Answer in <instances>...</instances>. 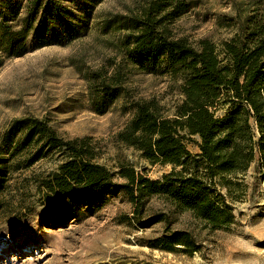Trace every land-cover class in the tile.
<instances>
[{
	"label": "trees",
	"instance_id": "trees-1",
	"mask_svg": "<svg viewBox=\"0 0 264 264\" xmlns=\"http://www.w3.org/2000/svg\"><path fill=\"white\" fill-rule=\"evenodd\" d=\"M98 1L0 0V54L20 57L30 47L71 43L83 29L80 18ZM188 7L186 0H147L134 13L106 19L103 34L111 30L119 34L110 44L120 61L110 60L111 71L100 67L83 75L89 108L95 114L107 112L125 96L128 65L144 74H169L181 80L182 99L171 109L154 100H132L133 117L117 135L120 144L150 165H171L172 170L156 181L126 165L112 172L95 161L89 139H66L46 120L17 118L0 135V214L5 212L3 193L10 177L56 155L60 161L56 170L33 178L39 205L61 208L79 199L98 205L123 192L143 229L166 221L163 213L141 221L144 204L152 197L175 212L191 213L213 229L231 224L232 210L216 185L229 191L226 177L244 174L254 163L264 182V22L247 19L217 52L209 41L192 47L171 34L169 26ZM221 101L228 109L217 117ZM193 136L199 138L197 154L187 148ZM25 210L19 207L15 222ZM194 244L186 232L166 231L155 247L172 251L179 246L194 252Z\"/></svg>",
	"mask_w": 264,
	"mask_h": 264
},
{
	"label": "rangeland",
	"instance_id": "rangeland-1",
	"mask_svg": "<svg viewBox=\"0 0 264 264\" xmlns=\"http://www.w3.org/2000/svg\"><path fill=\"white\" fill-rule=\"evenodd\" d=\"M146 1L99 0L80 18L83 29L71 43L30 47L20 57L0 54V135L14 119H43L63 138L89 139L95 161L112 172L126 165L152 181L169 173L171 165H150L138 152L120 144L117 135L133 117L132 100H154L171 109L182 99L181 80L169 74H144L128 65L125 96L107 112L95 114L89 108L83 78L86 72L108 68L111 59L120 61L110 44L117 42L119 34L112 30L103 34L102 23L115 15L134 13ZM186 1L189 7L169 29L174 38L185 39L192 47L206 40L220 52L247 19L264 22V0ZM222 103L215 111L217 117L228 109ZM190 139L187 148L197 154L199 138ZM59 163L55 155L10 177L3 193L5 212L0 214V264H264V182L256 163L244 174L226 177L229 191L216 185L234 217L230 225L216 229L189 212L173 211L157 197L145 202L141 221L158 213L165 214L166 221L143 229L123 192L98 205L80 199L61 208L37 204L33 178L55 171ZM19 207L27 212L15 222ZM166 231L188 233L196 250L155 247Z\"/></svg>",
	"mask_w": 264,
	"mask_h": 264
}]
</instances>
